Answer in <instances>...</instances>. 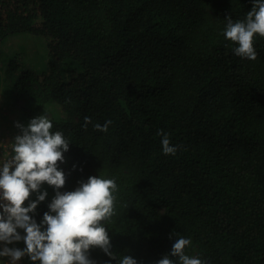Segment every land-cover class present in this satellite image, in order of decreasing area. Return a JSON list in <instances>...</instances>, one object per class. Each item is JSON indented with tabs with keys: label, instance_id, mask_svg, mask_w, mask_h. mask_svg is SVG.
Masks as SVG:
<instances>
[{
	"label": "trees",
	"instance_id": "16d2710c",
	"mask_svg": "<svg viewBox=\"0 0 264 264\" xmlns=\"http://www.w3.org/2000/svg\"><path fill=\"white\" fill-rule=\"evenodd\" d=\"M252 6L0 0L4 76L19 69L2 49L11 36L43 38L49 57L47 69L22 70L10 86L16 113L27 119L61 106L66 117L52 120L53 130L71 141L62 191L99 172L116 179L107 227L118 256L156 264L176 233L208 264H264V37L249 60L223 34L228 16L244 19ZM107 120V132L94 127ZM161 130L175 155L162 152ZM47 190L38 219L55 194ZM91 255L99 264L111 259L99 248Z\"/></svg>",
	"mask_w": 264,
	"mask_h": 264
},
{
	"label": "clouds",
	"instance_id": "9594fccd",
	"mask_svg": "<svg viewBox=\"0 0 264 264\" xmlns=\"http://www.w3.org/2000/svg\"><path fill=\"white\" fill-rule=\"evenodd\" d=\"M252 5L244 19L233 21L228 16L223 29L225 38L235 44L234 53L249 60L257 58L256 42L264 37V0H252ZM85 120L90 122L88 117ZM111 124L107 120L94 127L107 132ZM16 127L20 133L10 143V154L0 156V264H21L25 258L31 264H99L91 255L94 248L116 264H139L131 255L112 251L107 225L117 211L116 179L99 172L79 181L74 190L62 191L67 177L61 164L66 162L69 138L53 130L46 113L26 125L17 122ZM161 136L162 152L175 155L177 146L171 144L169 134L161 130ZM45 185L55 194L38 219V206L49 195ZM175 236L171 252L156 264H208L188 253L190 237ZM111 259L105 264H111Z\"/></svg>",
	"mask_w": 264,
	"mask_h": 264
},
{
	"label": "rangeland",
	"instance_id": "374dc122",
	"mask_svg": "<svg viewBox=\"0 0 264 264\" xmlns=\"http://www.w3.org/2000/svg\"><path fill=\"white\" fill-rule=\"evenodd\" d=\"M2 49L6 56L16 59L19 64V69L15 74L4 76V69H0L2 75L0 81V142H3L0 154L3 156L10 154V143L20 133L16 123L20 122L26 125L31 119H24L16 113V107L13 106L15 94L10 90V86L16 81L22 70L40 72L47 69L49 57L46 41L32 34H19L7 38L2 43ZM42 113H46L51 120H61L66 117L61 106L57 103L48 104L40 114ZM45 187L48 188L47 185ZM33 198H35V194H33Z\"/></svg>",
	"mask_w": 264,
	"mask_h": 264
},
{
	"label": "built area",
	"instance_id": "2783aa9c",
	"mask_svg": "<svg viewBox=\"0 0 264 264\" xmlns=\"http://www.w3.org/2000/svg\"><path fill=\"white\" fill-rule=\"evenodd\" d=\"M0 156H2V154H0ZM6 259V258H5ZM21 264H25L24 260L21 262Z\"/></svg>",
	"mask_w": 264,
	"mask_h": 264
}]
</instances>
